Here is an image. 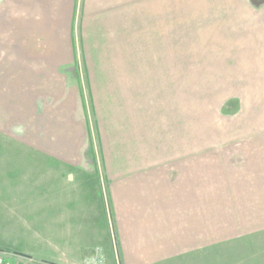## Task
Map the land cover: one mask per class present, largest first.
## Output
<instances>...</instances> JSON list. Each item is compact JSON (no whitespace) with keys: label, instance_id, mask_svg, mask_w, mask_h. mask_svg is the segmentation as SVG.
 <instances>
[{"label":"crops","instance_id":"1","mask_svg":"<svg viewBox=\"0 0 264 264\" xmlns=\"http://www.w3.org/2000/svg\"><path fill=\"white\" fill-rule=\"evenodd\" d=\"M258 86L264 0H0V161L68 172L82 223L105 184L121 264H264Z\"/></svg>","mask_w":264,"mask_h":264},{"label":"rangeland","instance_id":"2","mask_svg":"<svg viewBox=\"0 0 264 264\" xmlns=\"http://www.w3.org/2000/svg\"><path fill=\"white\" fill-rule=\"evenodd\" d=\"M20 157L18 152L0 161V251L26 264H121L114 252L116 236L105 184L98 182L97 188L92 181L94 194L85 192V202L94 197L96 205L90 213L93 222L82 223V189L66 177L68 172H50L51 165Z\"/></svg>","mask_w":264,"mask_h":264},{"label":"built area","instance_id":"3","mask_svg":"<svg viewBox=\"0 0 264 264\" xmlns=\"http://www.w3.org/2000/svg\"><path fill=\"white\" fill-rule=\"evenodd\" d=\"M0 264H26L22 261H18L17 259L8 258L3 252L0 251Z\"/></svg>","mask_w":264,"mask_h":264}]
</instances>
